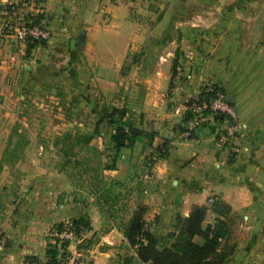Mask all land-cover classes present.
<instances>
[{
  "label": "crops",
  "instance_id": "crops-1",
  "mask_svg": "<svg viewBox=\"0 0 264 264\" xmlns=\"http://www.w3.org/2000/svg\"><path fill=\"white\" fill-rule=\"evenodd\" d=\"M4 1L0 28L9 18L1 8ZM40 1L51 38L20 60L5 51V44L0 47V107L6 123L90 136L84 126H94L108 105L138 109L137 127L145 132L153 125L151 146L137 141L119 152H104L113 153L115 165L103 169L102 179L134 176L136 162L166 141L167 154L137 180L139 195L131 210L146 206L144 229L158 245H168L175 217L186 216L194 204L208 207L206 200L213 198L230 207L222 217L229 225L222 242L234 249L223 264H264V0ZM140 48L142 54L133 57L125 74L128 51ZM208 86L222 87L234 106L241 124L235 151L215 143L214 128L198 127L191 138L181 131L189 128L183 120L187 102ZM60 108L69 116L58 113L47 123V114ZM10 110L19 116L11 117ZM107 125L92 139L101 148L104 139L113 146ZM62 154L36 152L32 162L20 164L27 175L12 196L2 174L0 264L30 257L45 264L54 230L81 217L88 222L89 249L80 252L76 238L68 246L80 261L88 255L90 264H149L137 257L123 231L108 223L98 201L74 192ZM48 155L57 169H43ZM217 217L211 204L205 223Z\"/></svg>",
  "mask_w": 264,
  "mask_h": 264
},
{
  "label": "rangeland",
  "instance_id": "rangeland-1",
  "mask_svg": "<svg viewBox=\"0 0 264 264\" xmlns=\"http://www.w3.org/2000/svg\"><path fill=\"white\" fill-rule=\"evenodd\" d=\"M5 31V30H4ZM47 42V41H46ZM43 44L44 42H36V44ZM29 44V43H28ZM27 44V45H28ZM4 45V42L0 40V47ZM6 48L5 51L11 55H16L15 58L22 59L27 55V48L24 52H18L17 51V45H15V39L9 40L7 44H5ZM33 48V47H32ZM29 49V53L31 49ZM89 51H92V48L90 47L88 49ZM129 59L126 61L125 66L123 68V72L126 74L130 70V65L132 62L133 57L136 55L142 54V48L136 50L132 49L129 50ZM83 54V52H81ZM177 64L173 67V72H178ZM1 78V74H0ZM173 79V77H172ZM174 83L172 82L171 85ZM1 90V86H0ZM98 94H93L94 98H97ZM2 97V93H0V98ZM1 103V100H0ZM112 105H108V109L105 114L103 111V114L99 116L98 120L96 121L95 125H87L84 127H87L86 129H89V133L91 136V140L88 142L86 141V138L88 133L86 132H75L70 133L69 131H62L61 134H55L54 131L50 130L52 128H44L40 131H37L35 129V126L29 125L26 126L25 124H22L21 122H17L16 124L12 121L7 124V118L5 113V109L0 107V176L2 174L5 175L6 180L8 179L10 183L8 185L4 186V188H7L10 190L9 196L15 194V191L18 190V183L25 179L27 175V171H23L20 169V164L23 163H29L32 162L35 158L32 156L36 152H62L64 156L63 165L62 167L66 166L67 175L69 178L72 179L75 185V191L80 196L85 197H93L95 201H98L95 191L98 192L99 195H102V198H105V202H102L100 204V208L104 210L105 216H107L106 220L108 223L113 222L118 228L122 230L123 225L132 215V204L137 198L138 194V188L139 183L138 179L140 178V175H142L144 168L146 167V173H148L149 168H151L154 163L163 158L164 155L159 156L157 153H155V147L149 148L150 153L148 155L146 154L145 157L140 158L136 164L138 168L136 171H134V176L130 174L124 181H116V183H113L111 185L105 184V181L102 179V171L105 168H112L115 165V158L113 157L114 152H119V149H116L114 147V143L111 138V143L113 146H109V141H106L105 139L102 140V144L105 146L104 148L99 147L95 141H93V138L97 139L98 131L103 130L104 124L107 122V126L109 130H111L112 134L117 130L118 127H123L124 123L126 122V119L131 120L136 126H138L137 122L139 120L140 114L138 113V109H133L129 106H116V107H123L127 112L125 114V117L123 119H119L117 115H111V120L108 118L109 113L111 112ZM16 109H14L15 111ZM59 110V112H58ZM53 109V112H49L47 116H49V124L53 121L54 115H60L61 117L69 116V114L64 112V108L60 109ZM92 106V111H93ZM96 114V112H92ZM11 112V110H10ZM14 113V114H13ZM30 116H34V110H29ZM94 114H92V117L94 118ZM45 115V114H44ZM19 116V115H18ZM16 115V112H11V117H18ZM213 118L215 116H212ZM119 120L116 123H112V119ZM216 118V117H215ZM103 121H100V120ZM221 119H218L220 121ZM5 121V123H4ZM46 121V119H45ZM217 124H213L212 120H208L205 122H202L199 127L205 126L209 129L211 126L214 128ZM111 127V129H110ZM147 129L145 132H151L153 131V125L150 127V124H148ZM198 128V127H197ZM9 132V133H8ZM35 134V136L33 135ZM96 134V136L94 135ZM154 139V137H153ZM99 140V139H98ZM141 142H143L144 147H150V141L148 137H142L140 138ZM148 149V150H149ZM104 152H113L108 153L107 156ZM167 154V153H166ZM107 158V159H106ZM43 165L47 167H43L44 170H51V167H57L55 166L56 161L54 160V157L44 156L42 158ZM66 164V165H65ZM151 165V167H150ZM32 168V166L30 167ZM3 178H0V180ZM129 178V179H128ZM138 180V181H137ZM7 182V181H6ZM109 182V181H107ZM16 188H15V187ZM1 190V195L3 196V191ZM208 204V208L211 207L212 201L209 200V198L206 200ZM225 242H222V245ZM52 244V243H50ZM164 246L163 245H160Z\"/></svg>",
  "mask_w": 264,
  "mask_h": 264
},
{
  "label": "trees",
  "instance_id": "trees-1",
  "mask_svg": "<svg viewBox=\"0 0 264 264\" xmlns=\"http://www.w3.org/2000/svg\"><path fill=\"white\" fill-rule=\"evenodd\" d=\"M36 42L27 45V55L29 49L34 47ZM212 95L211 91L203 90L196 98H192L187 102V106L193 103H199L202 100H208ZM123 107H111L108 118L111 115H117L119 119H123L126 114ZM190 112L186 111L183 117L184 121L190 118ZM221 119L219 116L215 120ZM100 121H103L102 119ZM119 120L112 119V123ZM213 129V127L211 126ZM181 131H188L187 137H192V130L188 128ZM87 136L88 142L91 136ZM155 132H144L138 128L131 120L126 119L123 127H118L112 134L114 147L119 149L123 146H133L142 137H148L149 141L153 139ZM167 143L164 141L161 145L155 147V153L159 156L165 155L167 152ZM116 181L105 182L111 185ZM98 202H105V198L95 191ZM213 210L220 216L213 223H205V218L209 208L206 205L194 204L191 206L186 216L177 215L175 217V235L173 240L168 244L158 245L157 239L143 227V215L146 206L139 203L133 211L131 217L124 223L122 231L129 245L135 249L137 257L144 263L149 264H223L225 260L232 254L234 246L227 241L222 245V241L228 233V223L222 217L230 212V207L221 201H213ZM62 225L58 226L60 228ZM71 226L78 230L80 227H87L88 222L83 217L74 219ZM196 238L198 240H196ZM56 248L50 244L46 249L47 262L45 264H54L57 258ZM62 256L65 254L62 253ZM33 259L38 261L35 257ZM40 262V261H38ZM42 263V262H41Z\"/></svg>",
  "mask_w": 264,
  "mask_h": 264
},
{
  "label": "built area",
  "instance_id": "built-area-1",
  "mask_svg": "<svg viewBox=\"0 0 264 264\" xmlns=\"http://www.w3.org/2000/svg\"><path fill=\"white\" fill-rule=\"evenodd\" d=\"M1 5L3 12L9 16L0 28V40L4 44L15 39L17 51L24 52L28 43L46 42L51 38L52 32L46 23L40 0H5ZM205 90L212 92L208 100L193 103L185 108L191 115L188 120V130H194L202 122L211 119L213 124H217L214 131L215 143L219 147L230 148L235 151L233 140L238 135L241 124L234 106L222 87L208 86ZM212 116H219L221 120H215V117ZM185 134L188 135V131ZM209 200L214 201L213 198H209ZM85 230L86 227H80L76 230L71 226V222L64 223L60 228L54 230L55 240L52 245L58 252V260L54 264H90L88 255H85L84 260L80 261L79 255L74 256L68 252L70 241L75 238L78 242V250L80 252L88 251V244L85 243L86 239L84 237ZM62 253L65 255L62 256ZM20 264L44 263L33 259H25Z\"/></svg>",
  "mask_w": 264,
  "mask_h": 264
}]
</instances>
